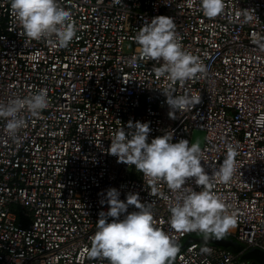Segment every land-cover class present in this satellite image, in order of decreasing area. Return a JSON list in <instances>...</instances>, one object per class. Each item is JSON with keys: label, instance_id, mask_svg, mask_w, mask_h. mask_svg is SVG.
Returning <instances> with one entry per match:
<instances>
[{"label": "built area", "instance_id": "obj_1", "mask_svg": "<svg viewBox=\"0 0 264 264\" xmlns=\"http://www.w3.org/2000/svg\"><path fill=\"white\" fill-rule=\"evenodd\" d=\"M69 10L76 33L66 47L30 40L0 0V104L47 91L48 107L13 136L0 118V264H100L86 255L96 231L100 200L110 188L120 199L138 193L152 203L155 226L178 247L189 234L168 221L176 193L163 182L151 195L149 178L107 154L111 138L140 121L147 142L173 132V143L204 132L201 165L212 174L232 145L236 167L227 184L213 182L236 224L223 237L264 251V0H224V11L205 17L199 0H57ZM176 25L182 50L206 72L181 84L155 69L162 62L140 58L133 37L156 16ZM248 17H251L249 20ZM198 95L201 103L169 117L166 95ZM195 191L194 178L188 182ZM164 197H168L165 199ZM137 211L129 206L128 212ZM123 219V216L121 217ZM111 222V218H109ZM209 249L202 252V249ZM228 248L190 241L172 264H253ZM103 264H108L107 260Z\"/></svg>", "mask_w": 264, "mask_h": 264}, {"label": "clouds", "instance_id": "obj_2", "mask_svg": "<svg viewBox=\"0 0 264 264\" xmlns=\"http://www.w3.org/2000/svg\"><path fill=\"white\" fill-rule=\"evenodd\" d=\"M120 4L121 0H114ZM194 0H187L191 8ZM205 17L215 18L224 11V0H199ZM11 10L23 34L30 40H46L54 47H66L76 33L72 13L60 7L57 0H11ZM250 20L251 17H248ZM176 25L167 16H156L145 23L133 37L140 46V58L146 61L162 62L155 69L157 76L166 75L173 83L181 84L203 75L204 65L197 57L182 50L176 38ZM261 48L264 43L255 41ZM166 95L169 117L175 119L177 112H186L201 103L198 95ZM48 107L47 91L41 89L23 99L10 100L0 104V118H7L6 129L15 135L23 126L20 116L23 110L36 116ZM257 127H264V113L256 121ZM128 132L121 128L111 138L107 154L117 157L118 163L135 166L144 177L149 178L151 195L158 193L157 184L163 182L176 193L170 203L168 224L176 232L203 234L205 238L223 237L236 224L235 213H230L222 198L211 191L213 182L227 184L235 171L237 155L232 145L227 146V155L218 169L209 175L201 165L200 141L191 145L187 139L173 143V132L147 142L151 131L148 123L131 120ZM202 190L195 191L189 180ZM99 202L107 204V211L98 213L96 231L90 238L91 246L86 255L103 264H171L179 252V247L162 229L155 226L151 211L152 203H141L138 193L129 192L126 200L121 193L110 188ZM168 199V197H164ZM129 206L137 211L128 212ZM123 216V219L121 217ZM111 218V222H109ZM204 248L202 252H208Z\"/></svg>", "mask_w": 264, "mask_h": 264}, {"label": "water", "instance_id": "obj_3", "mask_svg": "<svg viewBox=\"0 0 264 264\" xmlns=\"http://www.w3.org/2000/svg\"><path fill=\"white\" fill-rule=\"evenodd\" d=\"M203 136H204V132L202 130H194L192 143H194L198 139L200 141V146H201L203 142ZM190 241L213 243L228 248L230 251L234 253H241L240 258L252 260L253 264H264V251L256 248H250L244 251L243 244L231 238H226V237L216 238L214 236L205 238L203 235L199 237L188 236L187 239L182 244H180L179 249L186 246ZM172 263L173 261L171 262V264Z\"/></svg>", "mask_w": 264, "mask_h": 264}, {"label": "rangeland", "instance_id": "obj_4", "mask_svg": "<svg viewBox=\"0 0 264 264\" xmlns=\"http://www.w3.org/2000/svg\"><path fill=\"white\" fill-rule=\"evenodd\" d=\"M202 235L203 234H200V233H194V234H189L188 236L199 237V236H202ZM188 236H186L185 238H183L181 240V244L187 239Z\"/></svg>", "mask_w": 264, "mask_h": 264}]
</instances>
